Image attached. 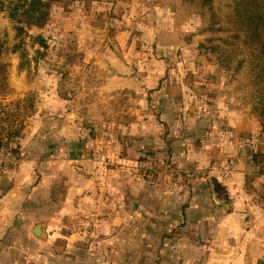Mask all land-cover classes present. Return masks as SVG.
Returning a JSON list of instances; mask_svg holds the SVG:
<instances>
[{"label": "rangeland", "instance_id": "obj_1", "mask_svg": "<svg viewBox=\"0 0 264 264\" xmlns=\"http://www.w3.org/2000/svg\"><path fill=\"white\" fill-rule=\"evenodd\" d=\"M47 2L0 5V264H180L197 178L264 175V0Z\"/></svg>", "mask_w": 264, "mask_h": 264}, {"label": "crops", "instance_id": "obj_2", "mask_svg": "<svg viewBox=\"0 0 264 264\" xmlns=\"http://www.w3.org/2000/svg\"><path fill=\"white\" fill-rule=\"evenodd\" d=\"M13 172L15 171L12 170L0 177V189L4 190ZM251 179L253 178H247V175L241 177L239 173L215 174L207 181L203 177L197 178L200 190L194 195L197 199L196 204L188 206L185 212L186 222L192 224L182 239L180 264H260L262 262L264 175L257 174L254 177L253 180L258 182L257 186H253V183L249 185ZM204 182H207V186ZM0 194H2L1 200L4 193L0 192ZM214 195L216 200L225 203L227 208L217 205ZM2 226L3 221L0 220V234H2ZM189 234L193 235L195 240H192Z\"/></svg>", "mask_w": 264, "mask_h": 264}, {"label": "trees", "instance_id": "obj_3", "mask_svg": "<svg viewBox=\"0 0 264 264\" xmlns=\"http://www.w3.org/2000/svg\"><path fill=\"white\" fill-rule=\"evenodd\" d=\"M49 0H17L7 5L0 2L2 11L8 13L9 18L15 23L18 34H23L26 29L33 27L42 28L47 23V10ZM200 7L210 6L214 0H189ZM36 42L41 46L44 45L43 39L38 37ZM261 57L264 59V43L258 48ZM23 66V64H22ZM257 85L264 89V67L256 77ZM7 89L5 78V67L0 65V91ZM264 112V110H263ZM255 158V157H254ZM253 158V159H254Z\"/></svg>", "mask_w": 264, "mask_h": 264}, {"label": "built area", "instance_id": "obj_4", "mask_svg": "<svg viewBox=\"0 0 264 264\" xmlns=\"http://www.w3.org/2000/svg\"><path fill=\"white\" fill-rule=\"evenodd\" d=\"M18 163L19 157L14 153V149L0 144V177L7 175ZM260 264H264V258Z\"/></svg>", "mask_w": 264, "mask_h": 264}, {"label": "water", "instance_id": "obj_5", "mask_svg": "<svg viewBox=\"0 0 264 264\" xmlns=\"http://www.w3.org/2000/svg\"><path fill=\"white\" fill-rule=\"evenodd\" d=\"M212 191H214L213 186H211ZM2 197V194H0V198ZM214 201L217 205L227 208V205L225 203H221L219 201L216 200V195H214ZM35 236L40 239V240H46L47 239V234L45 232V225H39L38 227H36L35 231H34Z\"/></svg>", "mask_w": 264, "mask_h": 264}]
</instances>
